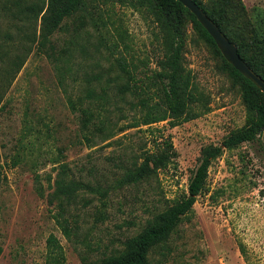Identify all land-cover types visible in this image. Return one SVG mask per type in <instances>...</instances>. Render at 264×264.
Listing matches in <instances>:
<instances>
[{"label": "rangeland", "instance_id": "374dc122", "mask_svg": "<svg viewBox=\"0 0 264 264\" xmlns=\"http://www.w3.org/2000/svg\"><path fill=\"white\" fill-rule=\"evenodd\" d=\"M205 1L217 9L224 0ZM4 2L0 264H46L51 235L64 264H101L187 191L204 147L221 145L245 124L241 87L186 18L182 80L198 116L175 127L169 120L143 125L141 100L158 102L155 76L165 72L161 62L172 48L152 0H86L85 10L66 19L46 47L29 37H38L41 20L15 17ZM263 10L264 0H234L228 7L232 30L259 64L264 55L255 30ZM22 54L24 66L6 78L8 65ZM82 110L92 113L87 128ZM169 139L176 160L157 175L126 183L142 154ZM63 168L69 180L88 185L72 203L53 199ZM149 264H264V132L211 163L193 212L153 249Z\"/></svg>", "mask_w": 264, "mask_h": 264}, {"label": "trees", "instance_id": "16d2710c", "mask_svg": "<svg viewBox=\"0 0 264 264\" xmlns=\"http://www.w3.org/2000/svg\"><path fill=\"white\" fill-rule=\"evenodd\" d=\"M132 3L134 0H131ZM154 10L164 18L166 28L171 32L172 48L171 53L161 62L164 73H158L156 82L158 84L155 95L158 102L155 105H148V98L141 100L143 117L141 124L151 125L161 121L169 120L171 126L175 127L182 123L194 120L198 114L189 108L194 102V97L188 91L187 84L182 80L183 58L186 48L184 33L185 19L192 20L196 31L213 49L214 53L220 56L229 71L234 85H239L242 90L243 101L248 110L245 124L234 130L221 145H209L202 149L198 158V166L192 171L188 188L180 197L164 212L157 214L153 220L137 236L128 239L124 249L118 254L102 260L101 264H149L150 253L158 246L168 242L171 235L183 221L194 210L198 197L206 190L209 170L214 160L223 156L225 150H233L244 143L256 142L264 132V94L244 76H242L232 65H230L220 53L213 38L198 22L197 18L177 0H152ZM200 8L217 24L225 36L233 42L241 58L259 76L264 79V64L256 62L247 52V47L241 40L239 34L232 30L228 20V7L234 0H224L219 8L214 9L205 0H193ZM86 0H5L3 6L6 11H14V16H23L27 21L41 20L39 35H29L33 40L38 41L39 47H46L50 38L62 26L64 21L76 14L83 12L86 7ZM18 15V16H17ZM258 27L255 32L262 38V49L264 55V10L257 14ZM30 51L26 49L27 53ZM30 52L27 54L29 55ZM25 54L18 55L8 65L5 75L15 76L25 64ZM129 90L128 86L120 88L121 93ZM92 98L94 90L88 91ZM1 103V100H0ZM146 110V111H145ZM82 124L87 128L92 113L82 110ZM178 157L172 140H165L162 146L157 145L155 150L142 154V161L137 168L128 173L126 183H138L151 176L157 175L160 171L167 169ZM88 185L69 180L65 169L58 174L55 181L53 199H65L72 203L80 190ZM61 223V222H60ZM64 234L70 237L69 230L61 224ZM48 258L46 264H64L65 256L60 242L54 235L47 240Z\"/></svg>", "mask_w": 264, "mask_h": 264}, {"label": "water", "instance_id": "95a60500", "mask_svg": "<svg viewBox=\"0 0 264 264\" xmlns=\"http://www.w3.org/2000/svg\"><path fill=\"white\" fill-rule=\"evenodd\" d=\"M197 18L216 43L225 60L264 94V79L255 73L238 53L237 46L220 30L217 24L193 0H177Z\"/></svg>", "mask_w": 264, "mask_h": 264}]
</instances>
